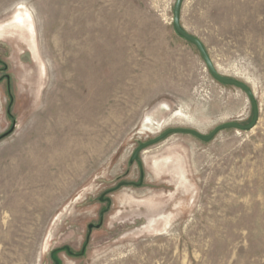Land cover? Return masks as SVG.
<instances>
[{"label": "rangeland", "instance_id": "1", "mask_svg": "<svg viewBox=\"0 0 264 264\" xmlns=\"http://www.w3.org/2000/svg\"><path fill=\"white\" fill-rule=\"evenodd\" d=\"M175 3L0 0V264H264V0L179 17L255 127L130 163L252 119Z\"/></svg>", "mask_w": 264, "mask_h": 264}, {"label": "water", "instance_id": "2", "mask_svg": "<svg viewBox=\"0 0 264 264\" xmlns=\"http://www.w3.org/2000/svg\"><path fill=\"white\" fill-rule=\"evenodd\" d=\"M182 2H183V0H176L175 6L173 9V28H174L175 33L179 37L183 38L185 41L192 44L197 49L202 60L204 61L205 65H206L210 75L212 76V78L214 80H216L220 84H223L226 86L236 87V88L240 89L241 91H243L247 95L248 99L250 100L251 107H252V119H251L250 123L247 125H240L237 123H228V124L221 125V126L215 128L214 130H212L208 135H202V134H200L194 130L183 129V128L167 130L166 132L162 133L160 136H158L154 140L140 145L134 151V153L130 159V163H133L134 161H136L138 163L137 157H138V154L140 152H142L146 147L153 145L155 143H158L159 141H161L165 137L169 136L170 134H186V135L192 136V137H194L200 141L209 142L222 130L235 129V130H239V131H249V130L253 129L257 123V119H258L257 106H256V103L254 101V98H253V95H252V92L250 91V89L247 86H245L244 84H242L236 80L227 79V78L220 76L216 72V70L214 69L203 45L197 39H195L194 37L187 34L181 28V26L179 24V17H180V9H181ZM139 166H140V164H139ZM139 168L141 169V167H139ZM92 228H93V226L89 225L87 229H88V231H90ZM55 264H57V262Z\"/></svg>", "mask_w": 264, "mask_h": 264}, {"label": "bare ground", "instance_id": "3", "mask_svg": "<svg viewBox=\"0 0 264 264\" xmlns=\"http://www.w3.org/2000/svg\"><path fill=\"white\" fill-rule=\"evenodd\" d=\"M25 16L28 17L27 14H26ZM26 17H25V18H26ZM23 19H24V17H23ZM15 20H16V22H18V23L21 24V25L24 24V20H22V17H21V16H17V17L15 18ZM15 24H16V23H15ZM13 29H14V28H13ZM173 115H174V114H173ZM174 116H177V115H174ZM186 117H187V116H186ZM187 119H188V118H187ZM144 121H145V120H144ZM144 123H145V122H144ZM147 123H148V124H151L152 122H150V120H148ZM163 125H164V124H163ZM160 126H161V125H160ZM159 128H160V127H159ZM122 200H123V199H122ZM153 218H154V217H153ZM147 225H148V224H147ZM49 237H51V236H49ZM48 240H49V239H48ZM46 247H47V246H46Z\"/></svg>", "mask_w": 264, "mask_h": 264}]
</instances>
